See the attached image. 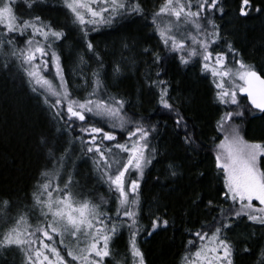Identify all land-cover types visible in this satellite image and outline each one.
Here are the masks:
<instances>
[{
  "label": "snow or ice",
  "instance_id": "obj_1",
  "mask_svg": "<svg viewBox=\"0 0 264 264\" xmlns=\"http://www.w3.org/2000/svg\"><path fill=\"white\" fill-rule=\"evenodd\" d=\"M47 3L0 0V71L27 84L61 133L38 134L44 162L31 188L22 195L0 194V264H147L142 243L175 225L166 209L146 216L141 202L145 170L157 159L153 141L160 122L128 115L129 101L109 90L104 59L89 39L101 27L124 20L144 22L159 38L160 50H142L154 66L145 74L144 87L169 115L184 145L202 147L181 107L191 101L174 94L165 65L178 61V66L197 67L210 77L214 103L223 106L216 135L210 138L223 188L219 201H207L215 213L211 221H197L198 230L185 229L190 238L180 264H236L241 254L254 257L252 264H264V138H246L244 129L250 118L264 119L257 116V110L264 114V75L223 34L217 21L230 14L225 0H160L151 10L143 0H59L56 10L63 20L44 14ZM252 13L264 15V6L239 0L238 17ZM70 33H78L83 45L84 54L77 55L78 76L65 71L63 49ZM82 66L88 67L87 74ZM125 67L114 62L112 78L123 75ZM238 94L249 102L242 104ZM167 174L182 175L172 163ZM200 199L192 200L197 208ZM243 220L260 233L254 248L246 243L238 247L229 235ZM124 232L121 252L116 242Z\"/></svg>",
  "mask_w": 264,
  "mask_h": 264
},
{
  "label": "trees",
  "instance_id": "obj_2",
  "mask_svg": "<svg viewBox=\"0 0 264 264\" xmlns=\"http://www.w3.org/2000/svg\"><path fill=\"white\" fill-rule=\"evenodd\" d=\"M143 3L146 9L150 10V4ZM256 3L264 6V0H256ZM238 6L239 0H225L226 13L230 14H226L223 20L217 22L222 25L223 34L238 50L240 57L264 75V15L252 13L248 18H240L237 15ZM44 7L47 9L45 15L64 19L63 14L56 10L59 8V0H48ZM120 23L115 29L103 27L104 32L106 31V34L102 33L104 37L92 32L89 39L93 40L96 50L104 59L108 88L129 101L125 105L128 115L136 120L142 118L145 123L160 122L155 134L156 139L153 141L158 150L157 159L153 161L154 167L148 168L141 185L142 205L146 216L150 212H157L158 209H166L167 216L176 222L168 230L154 233L145 239L141 247L146 254L147 264H180L185 243L190 238L185 229L198 230L200 225L197 221H211L215 213L206 206L207 201H219V193L223 188L216 175L214 149L210 139L216 135L214 125L218 110L223 106L214 103L212 84L208 78L199 74L198 69L195 70L198 74L196 78L200 82H193L190 72L193 66L183 67L178 66V61L168 62L165 65L168 69L167 78L173 81V88L176 90L174 94L178 98L187 97L191 101L190 104L183 103L181 107L187 113L198 142L202 143V147L195 150L184 145L180 136L173 132L169 115L158 109L154 97L144 87L145 74L153 71L154 66L151 65L150 57L142 50L145 47L160 50L158 36L151 28L145 27L144 22L124 20ZM124 24L129 25L120 31ZM125 42L129 44V48L123 47ZM63 53L67 60L65 71L69 74L78 68L77 55L84 54L78 33L69 34ZM161 54L166 55L163 51ZM85 60L87 61V56ZM131 60L135 61L133 72L127 71ZM114 62L126 65L125 71L128 73L112 78L110 70ZM89 65L95 67L92 61H89ZM56 127L49 112L37 101L27 84H22L18 75L0 71V194L22 195L31 188L44 162L37 145L38 134L45 131L60 136L61 133L56 132ZM116 134L119 139L121 134ZM169 163L177 166L182 175L169 178ZM199 172H204L205 175L199 176ZM197 196L201 198L199 208L192 204V200ZM246 230L242 228L239 233L244 231L242 233L248 239L242 236L235 238L237 246L242 247L246 243L254 248L260 242V235L256 234L253 238V232L249 231L247 235ZM233 233L229 235L234 240ZM120 238L125 239L124 234H121ZM253 259L254 257L247 254L235 257L236 264H252Z\"/></svg>",
  "mask_w": 264,
  "mask_h": 264
},
{
  "label": "rangeland",
  "instance_id": "obj_3",
  "mask_svg": "<svg viewBox=\"0 0 264 264\" xmlns=\"http://www.w3.org/2000/svg\"><path fill=\"white\" fill-rule=\"evenodd\" d=\"M143 2H148L149 4H150V6L149 7H151L150 8V10L151 9H153L159 2H160V0H143ZM118 24H121L120 22L118 23ZM118 24H115V25H112V26H109L107 29H110V28H117L116 26L118 25ZM125 26H120L121 28L119 29L120 31H122L123 29L125 30L128 26L127 25H129V24H124ZM104 32V28L103 27H101L100 28V30L99 31H96V32H94V33H98V34H101V36H103L104 37V34H106V31L104 32V34H102ZM81 55V54H80ZM78 64H79V62H78ZM87 64L89 65V61H87ZM82 67H84V71H85V74H87V71H88V67L87 66H82ZM190 67H192V66H190ZM135 69V63H129V66H128V69H127V71H129V72H133V70ZM196 69H198L197 67H192L191 69H190V72L192 73L191 74V80L194 82H200V81H198L197 79L198 78H196L197 77V73H196ZM125 70H126V67H125ZM199 70V69H198ZM127 71H124V73H123V75L124 74H127L128 72ZM70 73H72V74H75L76 76H78L79 75V72H78V68H76L75 70H73L72 72H70ZM199 74L200 75H202L201 74V72H200V70H199ZM71 77H72V79L74 78V76H72V75H70ZM202 76H205L204 78H208L209 80H210V77H208L207 75H202ZM204 78H203V80H204ZM199 80H201V79H199ZM77 82V84H79V81L77 80L76 81ZM211 82V81H210ZM213 88V87H212ZM110 90V89H109ZM111 91V90H110ZM112 92V91H111ZM81 93H83V90L81 91ZM113 93V92H112ZM117 94V93H116ZM238 98L239 99H241V102H242V104L243 103H247V101H246V99L241 95V94H238ZM233 107H235V106H233ZM257 114H259V112H257ZM244 129H245V131H246V133H247V137L246 138H249V139H259L260 137H264V120H259V121H257V120H255V121H251L250 119L249 120H247L246 122H245V124H244ZM151 167V166H150ZM149 167V168H150ZM83 170L85 171V172H88L89 171V166L88 165H83ZM148 169H146L145 170V173H147L148 171H147ZM97 187H99V186H97ZM142 188V187H141ZM100 191H103V188H100ZM141 202L143 203V198H142V196H141ZM144 223L145 224H147L148 223V220L147 219H145V221H144ZM242 228H244V229H247L246 230V234L248 235V232L249 231H252V232H255L256 234H257V236H259L260 235V233H259V231H258V228L257 227H255V226H253V225H251V223L250 222H248L247 220H243V221H241V223H239V226L238 227H235L234 228V233H233V235H234V240L236 241V239L235 238H241V236L243 237V238H245V239H248V237H246L242 232H244V231H242L241 233H239V230L240 229H242ZM122 234H124V237H125V239H122V238H120V240L118 239L117 240V242H116V247L121 251V252H123L124 250H125V244H126V241H127V233L126 232H124V233H122ZM147 238H149V237H147ZM146 238V239H147ZM232 238V237H231ZM259 238V237H258ZM233 239V238H232ZM237 243V242H236ZM63 254V253H62ZM66 259H69L70 260V258H68V257H66Z\"/></svg>",
  "mask_w": 264,
  "mask_h": 264
},
{
  "label": "water",
  "instance_id": "obj_4",
  "mask_svg": "<svg viewBox=\"0 0 264 264\" xmlns=\"http://www.w3.org/2000/svg\"><path fill=\"white\" fill-rule=\"evenodd\" d=\"M262 75V74H261ZM243 97H245L243 94H241ZM246 99H247V97H245ZM247 102H249L248 100H247ZM258 111V110H257Z\"/></svg>",
  "mask_w": 264,
  "mask_h": 264
},
{
  "label": "flooded vegetation",
  "instance_id": "obj_5",
  "mask_svg": "<svg viewBox=\"0 0 264 264\" xmlns=\"http://www.w3.org/2000/svg\"><path fill=\"white\" fill-rule=\"evenodd\" d=\"M159 3H160V2H159ZM159 3H158V4H159ZM257 115H259V116H260V115H262V114H261V113H259V114H257Z\"/></svg>",
  "mask_w": 264,
  "mask_h": 264
}]
</instances>
